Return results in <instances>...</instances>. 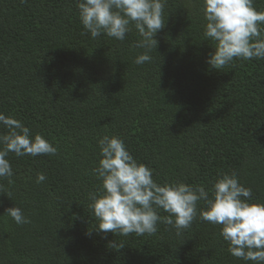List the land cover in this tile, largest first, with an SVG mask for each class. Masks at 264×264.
<instances>
[{"label": "trees", "instance_id": "16d2710c", "mask_svg": "<svg viewBox=\"0 0 264 264\" xmlns=\"http://www.w3.org/2000/svg\"><path fill=\"white\" fill-rule=\"evenodd\" d=\"M253 6L264 11V0ZM200 9L201 0H167L152 60L136 65L145 50L133 46L135 29L124 41L92 39L76 0H0V112L58 149L9 153L0 215L16 206L30 222L0 217V264H253L233 257L219 226L199 218L202 202L180 235L163 222L152 235L97 233L88 207L105 135L119 137L158 184L209 190L234 172L252 189L250 203H264V59L211 69ZM114 240L124 248H109Z\"/></svg>", "mask_w": 264, "mask_h": 264}, {"label": "clouds", "instance_id": "9594fccd", "mask_svg": "<svg viewBox=\"0 0 264 264\" xmlns=\"http://www.w3.org/2000/svg\"><path fill=\"white\" fill-rule=\"evenodd\" d=\"M24 2V0H21ZM167 0H76L79 20L92 39L106 35L124 41L135 29L139 39L133 45L145 51L134 63L151 62L149 52L155 50L156 34L165 27L164 8ZM254 0H201L205 24L203 36L212 42L208 54L211 69H222L234 60L264 59V11H257ZM0 179L11 183L13 171L9 153L56 155L53 146L40 134L19 120L0 112ZM98 164L92 174L99 181L98 191L89 194V208L97 221L93 231L107 235H152L158 222L171 225L180 235L197 217V205L203 203L199 218L219 226V235L228 245L227 251L245 262L264 264V203H250L251 188L240 183L236 173H220L211 189L183 182L158 184L153 170L138 163L117 136L98 139ZM47 177L37 173L36 182ZM4 186L0 184V191ZM157 209L168 215L161 217ZM10 217L17 225L29 223L19 207L6 208L0 217ZM73 219H79L73 214ZM108 247L118 251L124 244L115 240Z\"/></svg>", "mask_w": 264, "mask_h": 264}]
</instances>
